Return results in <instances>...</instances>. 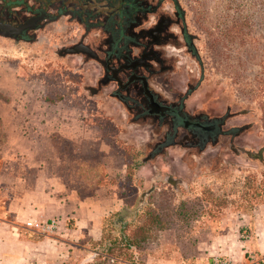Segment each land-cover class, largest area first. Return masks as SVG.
Here are the masks:
<instances>
[{
	"label": "rangeland",
	"instance_id": "374dc122",
	"mask_svg": "<svg viewBox=\"0 0 264 264\" xmlns=\"http://www.w3.org/2000/svg\"><path fill=\"white\" fill-rule=\"evenodd\" d=\"M62 1L25 0L12 8L0 2V19L15 25L37 10L50 17L26 32V38L0 33V58L10 62L20 88L14 100L2 95L0 103L13 102L15 120L43 123L37 137L45 139L44 149L50 152L45 161L56 163L77 197L119 182L128 209L126 233L143 221L147 208L166 228L134 252L120 251L119 258L103 259L102 245L87 240L68 256L44 262L238 264L210 253L214 245L222 246L221 238L231 240L234 233L249 240L253 264H263L255 254L264 252V0H141L151 13L139 14L130 28L141 43L150 40L148 28L160 18L168 22L163 40L153 44L158 61L149 62V72L139 68L154 94L167 104L182 102L193 116L225 115V130L241 127L201 151L183 145L189 135L180 127L178 143L149 160L145 158L164 136L168 117L161 124L156 116L134 109L138 99L133 89L127 101L120 99L124 92L118 94L102 64L110 35L95 26L96 16L86 15L85 25L70 10L60 12L67 8ZM80 42L98 57L64 53ZM156 171L181 178L187 189L176 192L158 182L153 195L143 196ZM141 197L147 206L132 217ZM114 220L104 223L102 244L118 237Z\"/></svg>",
	"mask_w": 264,
	"mask_h": 264
},
{
	"label": "crops",
	"instance_id": "0c3cea01",
	"mask_svg": "<svg viewBox=\"0 0 264 264\" xmlns=\"http://www.w3.org/2000/svg\"><path fill=\"white\" fill-rule=\"evenodd\" d=\"M17 80L10 62L0 58V97L14 100L20 89ZM13 111V102L0 103V264H50L44 260L68 256L80 242L101 239L103 220L123 206V188L119 182L110 183L97 186L92 195L77 197L56 171V163L49 166L45 161L50 152L44 149L45 139L37 137L43 123L15 120ZM49 218L58 219L53 234L25 225ZM222 239L211 255L253 264L249 240L234 233L231 240ZM255 255L264 264L263 250Z\"/></svg>",
	"mask_w": 264,
	"mask_h": 264
},
{
	"label": "trees",
	"instance_id": "16d2710c",
	"mask_svg": "<svg viewBox=\"0 0 264 264\" xmlns=\"http://www.w3.org/2000/svg\"><path fill=\"white\" fill-rule=\"evenodd\" d=\"M64 1V2H63ZM63 6L67 5V8H60V12L70 10L74 15H77L81 21L88 25L87 16L97 18L95 26H99L103 31L110 35L108 41V47L106 55H112V59H118L124 54L125 49L129 48L130 45L136 42L137 34L130 32L132 24H135L139 19V14L134 11H129L128 2L133 0H63ZM140 2V0H138ZM3 6L8 8L17 7L23 5L25 0H0ZM91 5H96L92 7ZM141 5V4H140ZM135 6V5H134ZM76 7V8H75ZM136 7V6H135ZM104 8V11L102 10ZM78 9V10H77ZM95 13H92L93 10ZM92 10V11H91ZM91 11V12H90ZM103 11V12H102ZM90 22V21H89ZM173 110L169 114L170 125L165 133L164 138L157 142L154 147L149 151L145 159L149 160L152 157L162 153V151L169 146L175 145L177 142V129L184 127L189 135L188 141H185L183 145L193 147L199 151L203 150L208 144L215 143L221 135L224 134H237L241 127H232L229 130L223 128L225 124V115L210 117L206 114L190 115L183 109V103H173ZM161 119V118H159ZM2 135L0 136V139ZM162 182L174 191L178 192L179 188L187 189V183L179 177L172 174L155 172L151 184L147 190H145L143 196H151L154 194L156 184ZM137 207L131 211L132 217L136 216L139 211H143L146 207V201L143 197L137 199ZM123 202V206L103 220L102 237L98 242L90 241L93 245L101 246L100 253L103 259L119 258L120 251L127 250L134 252L135 249L141 247L142 244L150 239L153 240L151 235L154 232L164 230L166 227L165 221L162 218L147 208L144 212L143 221L134 225L133 228L127 231V214L125 213L128 209ZM113 224H118V237L108 239L107 244H102L105 236V226L109 219H114ZM99 254V252H94ZM100 255V254H99ZM111 257V258H112ZM128 261V260H127Z\"/></svg>",
	"mask_w": 264,
	"mask_h": 264
},
{
	"label": "flooded vegetation",
	"instance_id": "af4514ba",
	"mask_svg": "<svg viewBox=\"0 0 264 264\" xmlns=\"http://www.w3.org/2000/svg\"><path fill=\"white\" fill-rule=\"evenodd\" d=\"M127 4L129 11H134L136 9V12L138 14H142V12L151 13L150 11L142 7L143 3L141 0L140 2L138 0H133V3L128 2ZM32 14H34L32 17L45 14L44 18L37 22V28L39 27V23H41V21L46 20L49 17V15L44 10H37L34 11V13ZM0 21L7 22L6 20H1V19ZM9 23L15 25L13 22H9ZM167 28H168V22H166L163 18H160V20H158V22L154 26L148 28L149 30L147 34H149L150 36L149 37L150 40H148V42L141 43V41L138 40L137 38L136 42L130 45L129 48L125 49L124 54H122L121 57H119L118 59H112V55L110 56L108 55L106 57V60L102 61L105 72H110L112 80H114L117 84L118 94L119 91L124 92L125 94V96L123 94H120L119 95L120 99L123 102L127 101L131 95L130 91L131 89H133L135 92V97L138 99V102L137 100H134L135 101V104L133 106L134 109H137L143 115L149 114L156 116V119L161 124H164L166 120L169 119V114L171 113V111H174L172 109L173 103L167 104L159 100V98L154 94L153 90L150 88L147 76H145L144 72H141L139 68L142 67L146 70V72H149V70H151V66L149 62L151 60L158 61L153 44L160 43L163 40ZM26 32L28 31H24L22 34L17 36V38H26ZM80 43L84 44L83 42ZM84 45H86L88 48L92 50V48L89 45L87 44ZM134 47H136V52L133 51ZM92 51L95 52L94 50ZM166 117H168V119ZM168 124L170 125V121L168 122ZM164 136L162 137V139L164 138Z\"/></svg>",
	"mask_w": 264,
	"mask_h": 264
},
{
	"label": "water",
	"instance_id": "95a60500",
	"mask_svg": "<svg viewBox=\"0 0 264 264\" xmlns=\"http://www.w3.org/2000/svg\"><path fill=\"white\" fill-rule=\"evenodd\" d=\"M45 14H41L35 17H31L27 19L26 21L13 25L9 22H2L0 21V33L5 36H9L12 38H17L20 34H22L24 31L34 30L37 28V22L43 19ZM64 53L69 54H86L90 57L97 58V54L93 52L90 48H88L84 44H75L69 48L64 49Z\"/></svg>",
	"mask_w": 264,
	"mask_h": 264
},
{
	"label": "built area",
	"instance_id": "2783aa9c",
	"mask_svg": "<svg viewBox=\"0 0 264 264\" xmlns=\"http://www.w3.org/2000/svg\"><path fill=\"white\" fill-rule=\"evenodd\" d=\"M26 227L44 234H53L58 226L57 218H49L44 221L29 220L25 223Z\"/></svg>",
	"mask_w": 264,
	"mask_h": 264
}]
</instances>
